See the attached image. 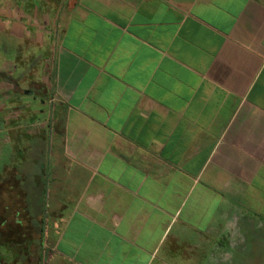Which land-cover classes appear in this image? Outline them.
Wrapping results in <instances>:
<instances>
[{
    "label": "crops",
    "instance_id": "1",
    "mask_svg": "<svg viewBox=\"0 0 264 264\" xmlns=\"http://www.w3.org/2000/svg\"><path fill=\"white\" fill-rule=\"evenodd\" d=\"M13 155L43 264L231 263L264 231V0H0Z\"/></svg>",
    "mask_w": 264,
    "mask_h": 264
},
{
    "label": "trees",
    "instance_id": "2",
    "mask_svg": "<svg viewBox=\"0 0 264 264\" xmlns=\"http://www.w3.org/2000/svg\"><path fill=\"white\" fill-rule=\"evenodd\" d=\"M5 163L0 160V264H43L46 181L34 171L32 157L13 155Z\"/></svg>",
    "mask_w": 264,
    "mask_h": 264
},
{
    "label": "rangeland",
    "instance_id": "3",
    "mask_svg": "<svg viewBox=\"0 0 264 264\" xmlns=\"http://www.w3.org/2000/svg\"><path fill=\"white\" fill-rule=\"evenodd\" d=\"M33 89L31 87L25 90ZM33 96L24 95V98L32 103H37ZM259 238H247L239 251H233L232 262L228 264H264V231Z\"/></svg>",
    "mask_w": 264,
    "mask_h": 264
},
{
    "label": "water",
    "instance_id": "4",
    "mask_svg": "<svg viewBox=\"0 0 264 264\" xmlns=\"http://www.w3.org/2000/svg\"><path fill=\"white\" fill-rule=\"evenodd\" d=\"M26 93H29V91H26Z\"/></svg>",
    "mask_w": 264,
    "mask_h": 264
}]
</instances>
